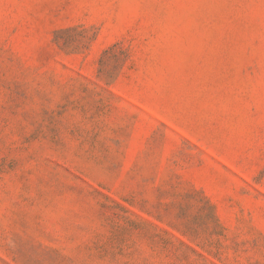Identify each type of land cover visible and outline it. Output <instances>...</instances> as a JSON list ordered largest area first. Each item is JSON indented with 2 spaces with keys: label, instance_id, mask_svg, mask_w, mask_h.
<instances>
[{
  "label": "rangeland",
  "instance_id": "1",
  "mask_svg": "<svg viewBox=\"0 0 264 264\" xmlns=\"http://www.w3.org/2000/svg\"><path fill=\"white\" fill-rule=\"evenodd\" d=\"M0 264H264V0H0Z\"/></svg>",
  "mask_w": 264,
  "mask_h": 264
}]
</instances>
